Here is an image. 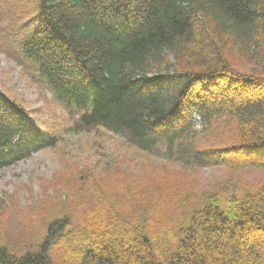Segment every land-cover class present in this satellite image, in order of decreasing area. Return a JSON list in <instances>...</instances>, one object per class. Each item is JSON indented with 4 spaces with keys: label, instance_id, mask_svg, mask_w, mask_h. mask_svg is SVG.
<instances>
[{
    "label": "trees",
    "instance_id": "1",
    "mask_svg": "<svg viewBox=\"0 0 264 264\" xmlns=\"http://www.w3.org/2000/svg\"><path fill=\"white\" fill-rule=\"evenodd\" d=\"M27 7L24 22L32 16L20 28L26 34L16 43L20 57L37 66L71 113L73 131L102 127L142 151L166 146L206 167L264 168V157L226 156L264 151V94L257 93L264 92V0H31ZM232 61L257 68L241 73ZM215 79L260 97L225 102L230 86ZM194 114L205 126L228 116L234 133H218L231 141L228 148L186 146L182 136ZM56 144L27 110L0 94V171ZM252 186L227 207L216 194L160 232L147 216L125 221L131 226L125 230L113 228L115 217L102 209L110 233H118L108 236L97 224L81 227L63 215L34 250L0 246V264H264V182ZM102 197L103 206L115 208Z\"/></svg>",
    "mask_w": 264,
    "mask_h": 264
},
{
    "label": "rangeland",
    "instance_id": "2",
    "mask_svg": "<svg viewBox=\"0 0 264 264\" xmlns=\"http://www.w3.org/2000/svg\"><path fill=\"white\" fill-rule=\"evenodd\" d=\"M19 1L0 0V94L27 110L44 131L57 138L58 144L0 172V246L14 253L34 250L44 237L47 225L63 215L71 216L81 227L94 228L97 224L109 231L105 222L108 217H102V209L115 217L113 228L131 230L125 221L147 216L144 218L147 224L159 225L156 231L160 232L177 225L216 194L215 199L227 207L233 198L240 200L252 192V185L264 182V168L187 169L166 163L160 155L141 153L110 132L75 133L71 129V113L54 99L39 77L37 66L20 57L16 43L20 38L21 42L25 39L26 34L20 28L27 25L32 12L24 22L21 15L29 11L27 3H31L24 0L16 17L12 16ZM167 58L174 64L171 55L167 54ZM232 63L237 65L232 68L241 73H252L257 68L254 62ZM213 82L230 86L229 92L234 94L226 93L225 102L257 101L258 94H264L259 90L258 94H245L235 84L216 79ZM221 128H226L222 129L224 132H233L229 119L222 117L208 128L206 138L202 134L195 139L201 140V146L228 148L230 140L216 139ZM195 129L199 130V125ZM241 152L230 151L226 156L264 157V151ZM206 194L209 195L205 197ZM104 195L108 202L115 204L114 209L110 210L107 202L103 206ZM88 213L91 215L84 218ZM117 234L109 231L108 236ZM57 253L60 260L62 252Z\"/></svg>",
    "mask_w": 264,
    "mask_h": 264
}]
</instances>
